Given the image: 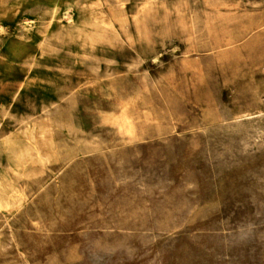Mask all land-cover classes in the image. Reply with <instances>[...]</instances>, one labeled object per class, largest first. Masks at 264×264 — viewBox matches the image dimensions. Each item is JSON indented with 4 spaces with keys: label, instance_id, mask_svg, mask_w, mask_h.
<instances>
[{
    "label": "rangeland",
    "instance_id": "374dc122",
    "mask_svg": "<svg viewBox=\"0 0 264 264\" xmlns=\"http://www.w3.org/2000/svg\"><path fill=\"white\" fill-rule=\"evenodd\" d=\"M0 264H264V0H0Z\"/></svg>",
    "mask_w": 264,
    "mask_h": 264
},
{
    "label": "bare ground",
    "instance_id": "6f19581e",
    "mask_svg": "<svg viewBox=\"0 0 264 264\" xmlns=\"http://www.w3.org/2000/svg\"><path fill=\"white\" fill-rule=\"evenodd\" d=\"M252 24H253V23H252ZM252 24H251V25H252ZM255 25H256V24H255ZM211 27H212V26H211ZM213 29H214V28H213Z\"/></svg>",
    "mask_w": 264,
    "mask_h": 264
}]
</instances>
